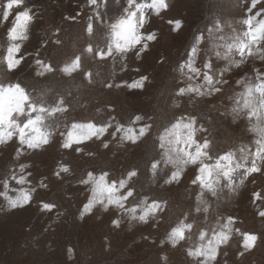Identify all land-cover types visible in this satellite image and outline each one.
I'll return each mask as SVG.
<instances>
[{
	"label": "rangeland",
	"instance_id": "1",
	"mask_svg": "<svg viewBox=\"0 0 264 264\" xmlns=\"http://www.w3.org/2000/svg\"><path fill=\"white\" fill-rule=\"evenodd\" d=\"M98 2L105 5L96 13L103 19L118 11L115 0ZM141 2L145 5V19L149 21L142 31L145 36L155 31L157 38L149 42V51L142 54L140 61L135 59V51L124 54V71L121 72L119 56L111 68L108 61L97 66L87 57H82V67H95L98 73L96 82L92 84L85 81L83 71H77L71 77L57 73L43 80L33 79L28 70L30 60L20 70L30 84L50 86L63 94L70 93L69 101L73 105L69 113L71 118L90 119L99 125L119 120L128 126L139 114L144 120L133 125L134 132L138 133L145 124L150 128L138 143L128 142L124 148L115 147V141H112V146L102 150L101 142L93 138L90 142L65 150L60 148L61 137L57 136L44 150H34L24 156L21 162L31 161L33 165L29 169L33 173L30 180L34 185L42 181L47 188L38 187L27 204L12 211L0 208V264H161V252H167L168 264H192L183 251L184 244L176 249L167 244L163 248L158 245L185 211L192 212L199 187L192 185L191 180L201 175L200 168L204 165L215 168L217 161L229 171L225 177L222 171L216 170L221 173L218 183L222 198L216 201L207 219L203 214L190 219L197 221L198 228L214 230L217 216L233 217L235 227L259 237L253 250L239 260L237 252L242 249L238 239L232 241L235 248L231 244L221 246L216 264H224L225 261L227 264H264V217L259 215L264 211V167L258 172H251L254 162L258 166L261 164L256 153L262 149L253 135L246 131L245 120L232 124L231 117L220 115L235 102L230 97L243 92L245 82H261L256 77L258 72L264 74V62L250 56L239 67L237 62L248 53L247 48L243 53L239 48L240 43L248 39L244 32L250 26L244 21L249 17H255L256 21L264 20V0H259L255 7L253 0H164L167 7L161 9L158 16L152 0ZM84 3L85 0H29L30 5L36 6L34 11L39 7L42 12V18L34 26V33L40 30L44 35L34 34L25 51L37 49L41 40L47 37L51 25L59 29L57 36L63 45L57 46L49 41L41 55L51 57L57 64L74 57L87 42L83 30L92 11L91 8H84ZM15 14L9 16L5 27ZM65 16L71 19L66 20ZM176 21L181 22L178 28ZM3 31L0 29V34ZM258 46L264 47V40ZM137 68L139 71H136ZM193 68L198 71L193 72ZM112 70L117 73L115 82L122 85L119 89L106 87L113 82ZM143 75H147L151 82H142L140 88L129 91L128 88ZM206 75L211 82L204 78ZM193 82L201 84V91L213 88L220 91L210 97H195L194 92L177 96L180 89ZM174 98L181 101L179 108L172 107ZM190 100L194 102L189 103ZM190 116L197 118V126L203 125L207 129L196 134L197 143L202 145L208 140L211 147L194 164L185 165L183 179L177 184L172 181L175 169L164 162L161 145L166 141L161 137L167 135L174 123L187 122ZM113 131L114 126L108 129L103 139L111 141ZM76 146H82L96 155L76 154ZM15 147L13 142L6 148H0V175L5 174L8 165L14 163L11 157ZM178 147L194 151L184 144ZM228 153L233 154L230 163L222 160ZM155 160L160 161V166L153 176L149 168ZM61 163L70 166L71 174L60 171ZM131 169H137L139 174L127 186L134 189V194L125 201L122 209L112 205L104 212L99 205H95L90 212L84 213L83 221L77 219L90 199L89 186L80 183L88 171H108L109 180L118 182ZM215 176L216 172H213L212 178L215 179ZM165 178L171 184L161 188ZM242 179L243 186L237 187ZM229 183L233 191H229ZM127 188L122 190V194ZM145 195L149 196L150 202L152 199L167 200L168 209L159 224L150 218L148 224L132 221L130 228L129 214L132 209L137 216L140 214L139 202ZM44 204L52 207L45 209ZM69 246L72 248L71 258ZM224 252L228 255L224 256Z\"/></svg>",
	"mask_w": 264,
	"mask_h": 264
},
{
	"label": "clouds",
	"instance_id": "2",
	"mask_svg": "<svg viewBox=\"0 0 264 264\" xmlns=\"http://www.w3.org/2000/svg\"><path fill=\"white\" fill-rule=\"evenodd\" d=\"M258 2L259 0H253V7ZM115 5L118 6V11L107 19H103L96 13L105 5L98 0H85L84 8H91L92 11V15L86 19L83 30L87 42L74 57L64 59L57 64L51 57L42 56L41 51L49 41L57 46L63 45L62 40L57 36L59 29L50 25L47 37L41 40L39 47L25 51L26 45L33 39L34 34L44 35L40 30L35 33L33 30L39 19L42 18V12L39 7L34 11L33 7L36 6L30 5L29 0H0V29L4 30L0 34V148H6L13 142L16 145L11 157L14 163L9 164L7 172L0 175V201H2L0 208L12 211L18 206L27 204L30 195L34 194L38 187L47 188V185L42 181L38 185L33 184L30 180L33 173L29 171L33 166L32 162L21 161L24 156L30 155L34 150H44L46 146L55 141L57 136L61 137V149L68 150L73 145H81L95 138L101 142V149L107 150L112 146V141H115V147L124 148L128 142L138 143L147 134L150 128V125L147 124L139 128L138 133L133 130V125L136 122L144 120V117L139 114L133 118L128 126L121 124L119 120L99 125L90 119L76 120L71 118L69 113L73 105L69 101L70 93L63 94L50 86L30 84L20 71L30 60L28 70L31 71L33 79L43 80L45 77L57 73L64 77H71L77 71H83L85 81L92 84L96 82L95 77L98 73L95 67L84 69L81 63L82 57H87L90 62L97 66L108 61L111 68L119 56L121 72L125 70L124 54L135 51V59L137 61L142 60V54L149 51V42H154L157 38L155 31L152 33L154 34L152 39L148 38L149 35L145 36L142 31L149 23L145 19V5L141 0H115ZM152 6L155 8L157 16L161 9L167 7L164 0H161L159 4L156 3V0H152ZM17 9L20 10L17 12ZM14 12L16 14L11 23L5 27L9 16H12ZM77 15L79 16L80 13ZM65 19L71 18L65 16ZM249 20L251 21L249 30L244 32V36L248 39L239 45L241 53L245 48L248 49V53L244 55L243 60L237 62V67L243 64L249 56L254 60L264 62V47L258 46L259 42L264 40V20L256 21L255 17H249L244 23L247 24ZM254 21L255 23H253ZM176 30L178 29H174V31ZM77 57L79 58V66L73 62ZM136 71L139 69L137 68ZM14 73L16 75H13ZM116 75L115 70H112L111 79L113 82L108 83L106 87L119 89L122 86L121 83L115 82ZM141 78H144L142 82H151L147 75H143ZM256 80L261 82L257 83L252 80L245 82L243 92L230 97L235 102L220 115L231 117L232 124L238 123L241 119L245 120L246 131L252 134L257 145L264 149V74L258 72ZM123 86L128 87L127 84ZM137 88L140 86H131L128 90L132 91ZM183 90V92L177 93V96L194 92L195 97H210L214 92L220 91L218 88L201 91V84L194 82L189 83ZM193 102V100L189 101V103ZM171 104L172 107L179 108L181 101L174 98ZM80 107H84V105H80ZM113 126L115 131L111 134L112 140H104L103 137L107 134L108 129ZM206 131L207 129L203 125L197 126L195 116H190L187 122L174 123L167 135L161 137L166 141V144L161 145L164 149V162L175 169L172 172V181L179 184L183 179L185 165L194 164L201 159L200 149L205 145V142H207V146L203 147L205 152L210 149V141L205 140L201 145L195 139L196 134ZM118 133L120 135L117 138ZM180 144L191 146L194 151L178 147ZM75 152L76 154L83 153L88 157L96 155L95 152L86 151L82 146H76ZM256 156L260 158L261 164L259 166L255 162L254 164L259 168L264 167V152L257 151ZM218 164L219 161L216 165ZM159 166V160L153 161L149 172L155 176ZM59 167L63 173L71 174L68 164L61 163ZM217 169V166L215 168L210 166L200 168L201 175L191 180L192 185L199 187L192 212L185 211L159 241L158 246L161 248L167 244L170 248L176 249L184 244L183 251L192 261V264H216L221 246L227 247L231 244L232 247H236L232 243L234 238L239 240L242 249L237 252L236 258L239 260L253 250L259 238L256 234L245 235L244 231L235 227L233 217L222 218L217 216V227L214 230L209 227L198 228L197 221L190 219L191 216L199 214H203L204 218L207 219L210 212L214 210L216 201L222 198V189L218 183L221 173L216 171ZM213 172H216L215 179L212 178ZM138 174L137 169H131L118 182H111L108 171L100 173L88 171L86 178L80 183L89 186L90 199L84 204L83 212L79 214L77 219L83 221L84 213L90 212L95 205H99L104 212H107L109 206L112 205L122 209L125 201L134 194V189L127 188V186ZM56 175L59 176V173ZM222 175L228 176L223 173ZM170 184L171 181L165 178L160 187L170 186ZM243 184L244 180L242 179L237 187H242ZM227 187L229 191H233L231 183ZM126 188L127 191L122 194V190ZM209 197L215 198V200H210ZM139 207L141 211L138 216L135 209H132L129 214L130 228L132 221L148 224L150 218L159 224L163 214L168 209V201L152 199L150 202L149 196L145 195L140 199ZM259 215L264 217L261 212ZM222 219L223 223H221ZM68 252L71 258V246H69ZM223 254L224 256L228 255L227 252ZM159 258L161 264H168L167 252H161ZM224 264H227V261Z\"/></svg>",
	"mask_w": 264,
	"mask_h": 264
},
{
	"label": "snow or ice",
	"instance_id": "3",
	"mask_svg": "<svg viewBox=\"0 0 264 264\" xmlns=\"http://www.w3.org/2000/svg\"><path fill=\"white\" fill-rule=\"evenodd\" d=\"M156 3H157V4L161 3V0H156ZM179 24H180V22H179V21H176V27H177V28L179 27ZM247 24L250 26V25H251V21H250V20L247 21ZM153 36H154V34H149V37H148V38H149V39H152ZM101 55H103V53H101ZM73 62L76 63L77 66H79V58H78V57H77ZM192 71H193V72H196V71H198V70L195 69V68H193ZM204 78H205L206 80H209V81L211 82V78H210L209 76L206 75ZM143 79H144V78H141V81H139V82H135V83H134L133 85H131V86H136V85L142 86V81H143ZM183 91H184L183 89H180V90H179V92H183ZM77 143H79V141H77ZM206 146H207V142H205V145H204L203 147H206ZM203 147L200 149V154H201V155H206L207 153H206V152H203ZM261 152H264V149H262ZM232 158H233V154L228 153V154H226V155H224V156L222 157V160H224V161H228V162L230 163L231 160H232ZM216 166H217V168H218L220 171H222V173H223L224 175H229V171H228V170H225V168H226L225 165H222V164L219 162V164L216 165ZM207 167H208L207 165H204L202 168H207ZM258 171H260V168L257 167L255 164H253V166H252V168H251V172H258ZM198 178H200V177H198ZM43 207H45V208H51L52 206L49 205V204H44ZM89 210H90V209H89ZM261 215H264V212H261ZM229 219H231V218H229ZM113 223H117V221H113ZM245 235H251V234L246 233Z\"/></svg>",
	"mask_w": 264,
	"mask_h": 264
}]
</instances>
